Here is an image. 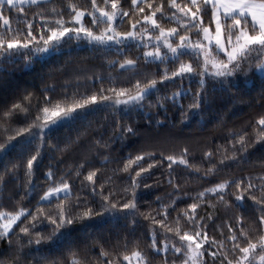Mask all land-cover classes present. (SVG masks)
<instances>
[{"label": "snow or ice", "instance_id": "obj_1", "mask_svg": "<svg viewBox=\"0 0 264 264\" xmlns=\"http://www.w3.org/2000/svg\"><path fill=\"white\" fill-rule=\"evenodd\" d=\"M72 41L96 55L114 50L119 58L107 63L120 78L105 82L92 73L81 84L77 76L59 94L53 81L39 94L25 89L0 102V155L15 154L0 185L22 189L8 197L16 201L11 210L0 201V245H7L0 264H264V0H0V87L12 75L6 66L52 56ZM249 81H259L260 111L245 127L228 129L223 143L204 144L200 162L187 145L157 147L130 117L114 120L112 133L142 141L134 153L106 155L100 149L110 148L111 137L101 136L93 145L99 161L55 158L69 146L61 148L55 132L93 113L147 106L150 129L154 119L163 127L171 108L183 124L222 93L244 94ZM179 167L202 171L190 177L196 181L217 179L182 190ZM161 169L172 191L142 204V190L162 184ZM97 219L116 222L114 238L80 235Z\"/></svg>", "mask_w": 264, "mask_h": 264}, {"label": "trees", "instance_id": "obj_2", "mask_svg": "<svg viewBox=\"0 0 264 264\" xmlns=\"http://www.w3.org/2000/svg\"><path fill=\"white\" fill-rule=\"evenodd\" d=\"M75 2L85 4L87 0H75ZM135 54V50H132L131 55L134 56ZM118 58L114 50L107 54L96 55L90 51V46L86 42H81L77 46L76 42L72 41L70 45H65L59 53L52 56L34 57L33 62L27 65L20 61L18 62V66H6V70L10 71L12 75L7 77L8 84L0 87V102L10 100L13 95L22 94L25 89L39 94L43 84L53 81L57 83V94H59V85L65 80H69L74 85L77 83V76H80L79 83L81 84L85 83V76H90L92 73L103 76L105 82H107L109 75L120 78L119 69L113 70L107 63L108 60ZM88 83L90 84L91 81H88ZM248 83L249 89L244 94H237L234 91L222 93L218 97L217 105L211 110L193 114L183 124L178 122L179 113L171 108L166 113L167 121L165 125L157 127L154 119L150 129L144 127V124L148 120V116L145 115L146 112H149L147 106L143 109H133L128 115H124L123 113L113 114L111 109L93 113L87 120L66 124L55 132L56 140L60 142L61 148H64L66 143L69 145L62 156L59 152L55 153V158L63 159L65 165L73 164L85 156L99 161L101 157L96 155V148L93 145L95 140L101 138V136L104 139L111 137L110 148L100 149L106 155L117 158L121 155H127L128 152L134 153L142 146V141L136 137L121 140L112 133L114 120L122 118L124 122H129L130 117L131 121L137 122V126L144 135L156 138L157 147H162L165 151L178 152L181 147L187 145L192 153L190 159L200 162L203 159L201 149L204 144H212L214 140L216 144L223 143V138L229 134L228 129L245 127L249 120L260 111L259 81H257L256 87H252V81ZM150 115L156 116L155 108L151 109ZM157 118L163 119V116ZM77 137H79V140H77ZM72 141H75V143H72ZM14 157V153L8 157L0 155V174L3 173L6 163L10 167L9 161H14ZM49 160V154L45 153L43 163L46 165L49 163ZM114 166V164H109L108 169ZM204 166L207 167V164L205 163ZM258 168L259 164L256 165V168L246 166L243 169H234V174L239 176L243 172L255 171ZM161 171L164 173L162 184L159 188L154 185L151 190L143 189L142 204L154 201L157 195L164 197L166 193L172 191L171 185L167 183V170H159L157 176H160ZM111 174L110 171L104 172V175ZM176 175L178 177L177 182L181 184L182 190L189 192H195L217 179V177H208L204 180L196 181L190 177L202 175V171L201 173H195L194 170H185L183 167L176 169ZM4 179L8 180L9 178L5 176ZM78 183L77 181V185ZM17 191H22V189L16 183L9 182L7 188L0 185V201L5 202L10 210L15 207L16 201L9 200L8 197L15 196ZM16 199L19 198L16 197ZM182 199L187 200L188 198L184 197ZM153 207H155V204H153ZM180 207H183V204H180ZM208 210L211 211V209ZM147 224V221L142 220V225L146 226ZM145 230L143 227L138 229L137 235L139 236ZM116 231V222L100 221L97 219L90 227L82 229L80 235L83 237L84 233H88L90 237L104 238L112 235L114 238ZM6 248V244L0 245V253H3ZM53 254H55V250H53Z\"/></svg>", "mask_w": 264, "mask_h": 264}]
</instances>
